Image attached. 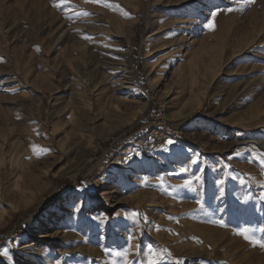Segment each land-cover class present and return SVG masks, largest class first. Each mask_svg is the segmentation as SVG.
Instances as JSON below:
<instances>
[{"label":"rangeland","instance_id":"obj_1","mask_svg":"<svg viewBox=\"0 0 264 264\" xmlns=\"http://www.w3.org/2000/svg\"><path fill=\"white\" fill-rule=\"evenodd\" d=\"M103 2L0 0V264H264V0Z\"/></svg>","mask_w":264,"mask_h":264},{"label":"snow or ice","instance_id":"obj_2","mask_svg":"<svg viewBox=\"0 0 264 264\" xmlns=\"http://www.w3.org/2000/svg\"><path fill=\"white\" fill-rule=\"evenodd\" d=\"M85 2H86V3H95V4H98V5L105 6V7L108 6L106 3L103 2V0H85ZM229 11H230V10H229ZM218 14H219L218 11H213V12H212L211 15H212V17H213V21H212V22H209V23L206 25L208 28H210V29H214V26H215V25H214V18H215ZM82 15H88V13L85 12V13H82ZM168 143H169V144H172L173 141L169 140ZM193 162H195V161H193ZM262 162H264V161H262ZM184 171H187V169H186V168H181V172H184ZM219 183L223 184L224 181L221 180V181H219ZM190 184H191V181H185V183H184L183 185H181L180 187L187 188V187L190 186ZM197 203H200V202L197 201ZM219 224H220L221 226H224V222H223L222 220L219 221ZM262 231H264V230H262ZM240 234L243 235L244 238H245L246 240H248L250 243L255 244V245H259L260 247H264V242H262L261 240L256 239V238L253 237V236L248 235V234H247V229H243V230H241ZM115 254H116V255H124V256H127V253H115ZM127 264H131V262L128 261Z\"/></svg>","mask_w":264,"mask_h":264},{"label":"bare ground","instance_id":"obj_3","mask_svg":"<svg viewBox=\"0 0 264 264\" xmlns=\"http://www.w3.org/2000/svg\"><path fill=\"white\" fill-rule=\"evenodd\" d=\"M97 19V18H96ZM121 31H122V28H121ZM119 32H120V30H119ZM121 34V33H120ZM101 41V40H100ZM105 43H107L106 41H105ZM107 45V44H106ZM111 45V44H110ZM113 46V45H112ZM107 48V47H106ZM114 50V49H113ZM113 50H111L110 48L108 49H106V50H101L100 52V54H98V57L100 58V59H102L103 61H102V63L103 64H105V65H111V62L110 61H115V59H113V56H111V55H115V53H116V51H113ZM77 60V59H76ZM108 60H110V61H108ZM98 61V60H97ZM97 61L95 62V65L93 66V67H91L92 68V70H93V73H92V76L93 75H96L97 76V72H98V70H100V68H106V67H104V66H99V65H97ZM71 62H74L73 60L71 61ZM98 63H99V61H98ZM86 66V65H85ZM84 67V66H83ZM89 69V68H88ZM114 70H118V69H114ZM88 71V70H87ZM81 74H83V73H81ZM85 74V73H84ZM76 76H77V74H76ZM87 76V75H86ZM90 77V79H89V82L92 84L93 82H96V77ZM83 78V77H82ZM81 79V78H80ZM133 80V79H132ZM86 81V80H85ZM79 82V81H78ZM84 85H82L80 82H79V85H81V86H83V91H84V89H86V85H85V83H83ZM79 85H78V87H79ZM90 86V85H89ZM92 86V85H91ZM89 88V87H88ZM97 88V84L95 83V85H93V89H96ZM82 91V92H83ZM142 95H144V94H142ZM34 147V146H33ZM38 147V146H37ZM12 149V148H11ZM8 151V150H7ZM14 160V159H13ZM37 163V162H36Z\"/></svg>","mask_w":264,"mask_h":264},{"label":"trees","instance_id":"obj_4","mask_svg":"<svg viewBox=\"0 0 264 264\" xmlns=\"http://www.w3.org/2000/svg\"><path fill=\"white\" fill-rule=\"evenodd\" d=\"M143 136H145V133L143 134ZM148 145H149V146H148ZM148 145H147V147L145 148L146 151H150V150L154 149V146L151 148V145H152L151 143H149Z\"/></svg>","mask_w":264,"mask_h":264}]
</instances>
